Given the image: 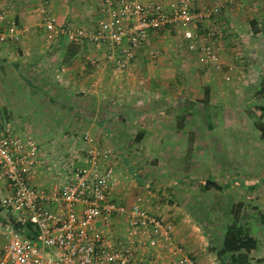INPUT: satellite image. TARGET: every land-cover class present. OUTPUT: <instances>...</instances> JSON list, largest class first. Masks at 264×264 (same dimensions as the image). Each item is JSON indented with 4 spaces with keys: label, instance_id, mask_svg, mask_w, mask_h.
<instances>
[{
    "label": "rangeland",
    "instance_id": "374dc122",
    "mask_svg": "<svg viewBox=\"0 0 264 264\" xmlns=\"http://www.w3.org/2000/svg\"><path fill=\"white\" fill-rule=\"evenodd\" d=\"M163 1L169 8L174 5L173 0ZM217 1L222 0H193L192 7L199 11ZM223 1L219 17L227 18L231 9H255L262 0ZM255 13H247L244 24L255 19ZM105 18L96 14L89 24L86 18L67 23L90 29ZM230 23L222 18L216 21L218 27L225 29H231ZM195 28L201 25L172 26L166 32L162 29L160 37L165 41L167 36H181L180 47L188 55L185 58H189L187 67L178 62L170 64L168 77L162 76L166 80L162 85L158 70L163 66L165 50L160 46L146 48L144 66L132 61L122 72L114 71L107 63L104 45L81 46L69 36L61 46L60 41L56 42L54 50L38 58L37 54H26L23 59L28 67L23 66L21 74L8 72L10 84L0 89L4 91L0 92V116L3 124L9 123L15 130L37 139L41 152H45L38 168L51 178L48 183L53 189L68 175L66 165L58 164L59 159L84 165L90 152L96 150L104 164L115 167L117 202L128 207L139 204L153 215L170 217L174 225L187 223L202 236L200 250L191 252L195 259L204 263L213 258L218 264H229L228 257L223 260L217 249L222 245L227 224L234 219L233 205L245 201L241 223L249 225L253 234L262 229L255 217L264 212V203L256 204L260 199L264 202V182L260 181L264 173L247 171L264 169L256 164L260 160L256 145H262L264 121H259L260 112L254 109L264 105V88H257L258 71L251 54L252 48L258 49L263 58L264 42L255 40L256 46L251 48L241 38L243 45L232 46L231 63L224 66L220 58L224 69L232 67L231 79L227 80L223 70L200 64L189 52L190 39L183 36V31ZM238 30L240 33L230 32L227 37H241L243 29ZM153 50L160 53L153 56ZM73 57L77 59L75 64L70 62ZM92 60L98 62L94 64ZM248 63L251 66L245 68ZM61 65L65 66L64 74L58 76L55 70ZM238 70H242L241 74ZM243 73L245 76L236 84L234 76ZM163 85L171 92H164ZM4 109L10 119L3 114ZM111 136L119 140L121 148H140L128 156H119ZM244 145L248 146L245 153L240 149ZM248 178L257 179L258 183L241 187L240 181ZM207 179L222 183L224 190H205ZM114 217L113 236L125 240L122 217L126 216ZM261 255L264 243L250 254V260L256 264Z\"/></svg>",
    "mask_w": 264,
    "mask_h": 264
},
{
    "label": "built area",
    "instance_id": "2783aa9c",
    "mask_svg": "<svg viewBox=\"0 0 264 264\" xmlns=\"http://www.w3.org/2000/svg\"><path fill=\"white\" fill-rule=\"evenodd\" d=\"M175 1L169 8L163 0H103L101 11L108 17L96 27L67 24L62 32L82 46L104 45L107 63L122 72L149 43L152 32L169 25H201L194 36L186 33L191 38L189 49L196 52L200 64L223 70L230 80L232 67L223 68L215 44L221 34L216 21L225 1L199 11L193 10V0ZM39 12L47 31L53 32L49 0L41 1ZM7 16L0 0V41L18 42L29 28L6 24ZM158 53L152 51L153 56ZM41 153L37 139L15 135L9 123H0V184L6 183L7 189L1 203L16 216L9 225L0 224V264H218L213 258L199 262L177 243L172 221L139 204L128 207L117 202L115 167L104 164L98 151L92 150L84 165L59 159L58 164L66 165L67 179L50 192L31 183L32 173L44 162ZM115 215L126 216L125 240L104 230L112 228ZM98 222L104 229L98 228ZM28 224L34 227L33 237L15 227Z\"/></svg>",
    "mask_w": 264,
    "mask_h": 264
},
{
    "label": "crops",
    "instance_id": "0c3cea01",
    "mask_svg": "<svg viewBox=\"0 0 264 264\" xmlns=\"http://www.w3.org/2000/svg\"><path fill=\"white\" fill-rule=\"evenodd\" d=\"M41 1L42 0H1L2 6L6 8L8 12V16H7L5 23L9 25H11L12 23H15L20 27L29 28V30L24 34L22 39L18 42H14V41L1 42L0 41V78H3V80H1L0 89L1 87H4L5 85L10 84V82L8 81L9 80V75L7 74L8 72L11 71L13 73L21 74L20 69L23 66H26L28 63L27 61L23 59V57L26 54L34 53V54H37L35 57L38 58L40 54L43 55L45 54L46 51L54 50L53 48L56 47L55 46L56 42L60 41L59 45L61 46L65 42V38L67 37V35L62 32V27L69 24L67 23L69 20L85 21V18H86L85 22L89 24L90 23L89 21H92L96 14H102L104 16H107L101 11L103 0H49L50 1V16L53 19L54 23H56L57 25L55 24L56 29L53 32H48L46 29V26L44 25V16L43 14L39 12V4L41 3ZM173 2H174L173 4L175 5L176 1L173 0ZM193 10H195L194 7H193ZM255 10H257L256 11L257 13H255ZM227 13H228L226 14L227 18L224 17L225 15L219 18H222L223 20L226 19L228 21H231L232 22L230 23L231 29H228V28L225 29V26L219 27L221 30V34L215 40V44L217 45V48L219 49L220 58L224 62V66L232 62L231 59L229 58V54L231 55V50H234L232 46H234L236 43L242 44L244 43L243 40H245V46L252 48V46H256V44L253 43L255 42V40L256 42L258 41L264 42V0H262L261 3L259 4V7H256L255 9H251L249 6H246L245 9L238 7V8H235L234 10L231 9ZM247 13H255V19H252L251 21H248L246 24H244L247 21L246 19H244L246 18ZM241 22H243L244 24L243 26L240 24ZM89 26H92V25H89ZM172 26L175 27L176 25H169L166 28H163V30L165 31V29H169ZM239 28L243 29L241 37H237V35H233V37L232 36L227 37V34H230V32L231 34L232 33L236 34L235 32L240 33V30H238ZM160 30L161 31L158 30V31H154L151 33V38H150L149 43L144 45L142 48L138 50L137 56L133 60L135 63L134 62L133 63L137 64L138 66L139 65L144 66L145 61L147 60L146 48L150 45L162 47L165 50L164 55L161 58V61L163 62V66L159 68L158 70V74L160 77L158 78V80H160V84L162 85L163 83L165 84L166 82L165 79H162V76L163 78H164V75L166 76V78L168 77L169 71H170V64H172L173 62H178L182 64L183 66L187 67L186 60H188L189 58L187 59L185 58V56L188 57V55L185 54V50H183L180 47L181 45L178 40H180L181 36H176V35L167 36L166 38L168 40L165 41L163 38L160 37L161 32L163 31L162 29ZM191 30L192 31L190 32L194 36L199 29L196 30L195 28L194 30L196 31H194L193 29ZM183 32H184L183 36H186L187 32H185V30ZM55 35L56 37H54ZM184 38L185 40L188 41L187 37H184ZM50 46H53V47H50ZM189 52H191L192 55L195 56V59L198 60L196 52H193L191 50ZM257 52H258V49H253V48L251 49V54L253 56V66L255 67V70L258 71V77H259V78L257 77L258 80L256 82L258 85L257 88L260 89L261 84L264 83V55H263V58L259 57V54ZM70 62L74 64L77 63L76 57L71 58ZM249 65L250 63H248L245 68H248ZM62 69L65 70L64 65L57 67V69L55 70L57 72L56 75L58 76L63 75L64 70L62 71ZM4 71H7V72L5 73ZM241 71L242 70H240V73H239V70H238V74H241ZM244 76H245V73H243V75H240V76L235 75L234 76V80H236L235 83L236 84L240 83L239 79L243 78ZM131 78L134 79V76ZM163 86H165L164 89H162L164 92H168V91L171 92L169 88L166 87V85H163ZM0 92H4V91L0 90ZM142 94H145V93H142ZM171 98L172 96L171 94H169L170 102H171ZM262 107H264V105L261 107L256 106L254 108L255 110H259L260 112V115H261L259 116L260 122L264 121V117H262L264 115V112H262ZM4 110L5 111L3 114L6 115V109ZM6 116L8 119H10V115H6ZM0 118L2 121L1 116ZM0 123L3 124L2 122ZM262 131H263L262 145H258V144L256 145V151L258 152L257 157L260 159L256 163L258 164V166L259 164L264 166V150H263L264 125L262 128ZM13 133L15 135L22 134L20 131L15 130L14 128H13ZM112 138L113 137L111 136V141L113 142L116 152L119 154V156H124V155L128 156L132 154V151L136 152V150L140 148V145L139 146L137 145V147L131 146L126 149L121 148V146H119L120 145L119 140L117 141V139L115 140V138L113 139ZM257 140L259 139H256V141ZM240 149L243 150V152L244 151L246 152L248 150V146L247 145L241 146ZM44 155H45V152H42L41 156L43 157ZM260 171L264 173V169H260V170L257 169L256 171L251 170V171H247V173L248 172L259 173ZM118 172H117V176L119 175ZM50 180L51 178L47 176L45 171L40 170V167L39 168L37 167L31 176L32 184L45 188L48 192L53 190L52 188L53 186L50 185L51 183H48ZM260 181L264 182V176L260 178ZM257 183H258L257 179L248 178V179H242L239 185H241V187L242 186L243 187H253ZM5 185L6 183L0 184V224L7 226L13 221V218L16 216L11 209H8L1 203V195L7 192ZM116 186L117 184L114 182V192L116 191L115 190ZM261 202L264 203L260 199L258 203L256 204L260 205ZM9 217H11V219H9ZM115 218L116 217H114L113 219L114 221H115ZM162 218H164L165 220L172 221L173 223L175 222L170 217H162ZM242 219H244V217H241V220ZM255 219L256 221L259 222L258 226L260 227V229L262 228L261 230L257 232V234L252 233V235L255 238H257V240L259 241V247L257 249L259 250L261 243H264L263 242L264 241V212L263 211L259 212L258 217H255ZM122 220H123V224L126 227L125 237L127 238L126 217H122ZM96 225L98 226V228L101 227L102 229H104L103 228L104 226L102 223L98 222L96 223ZM111 229L109 230L104 229V230L107 234L112 235L113 233ZM174 237H175L176 242L183 245L185 249L188 251V253L193 254L191 252H194V254H196L198 250H200L199 238H201L202 236H198L197 231L193 229L192 227L188 226L187 223H178L175 225ZM1 241L2 240L0 237V242ZM259 258H264V255H261Z\"/></svg>",
    "mask_w": 264,
    "mask_h": 264
},
{
    "label": "trees",
    "instance_id": "16d2710c",
    "mask_svg": "<svg viewBox=\"0 0 264 264\" xmlns=\"http://www.w3.org/2000/svg\"><path fill=\"white\" fill-rule=\"evenodd\" d=\"M261 88H264V84H261ZM262 112H264V107H262ZM0 122H2L1 118ZM204 188L205 190H210L212 188L224 190L225 186L214 179H207L204 182ZM244 208L245 203L242 201L233 205L232 215L234 219L227 224L222 245L217 249L219 256L223 260L225 257H228L229 264H255L250 260V254L258 249L259 241L252 235L250 226L241 223ZM15 227L22 230L28 236L33 237L35 235L32 224H28L26 227H21L20 225H16ZM256 264H264V258H259Z\"/></svg>",
    "mask_w": 264,
    "mask_h": 264
}]
</instances>
